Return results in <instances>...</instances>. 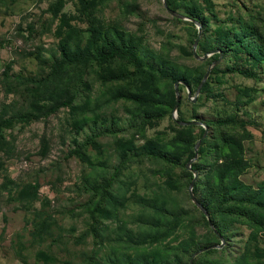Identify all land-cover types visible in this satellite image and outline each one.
<instances>
[{
	"label": "rangeland",
	"instance_id": "rangeland-1",
	"mask_svg": "<svg viewBox=\"0 0 264 264\" xmlns=\"http://www.w3.org/2000/svg\"><path fill=\"white\" fill-rule=\"evenodd\" d=\"M60 1L0 0V264H189L220 243L189 195L204 127L175 125L170 79L125 56L96 60L114 48L191 96L221 51L195 103L178 88L176 117L209 127L194 194L224 239L194 264H264V201L220 206L214 171L220 153L235 156L229 137L248 162L237 179L264 187V0H169L202 21L204 61L196 26L163 0ZM237 179L226 182L236 202Z\"/></svg>",
	"mask_w": 264,
	"mask_h": 264
},
{
	"label": "trees",
	"instance_id": "trees-1",
	"mask_svg": "<svg viewBox=\"0 0 264 264\" xmlns=\"http://www.w3.org/2000/svg\"><path fill=\"white\" fill-rule=\"evenodd\" d=\"M62 1L63 0H61L60 3ZM167 5H168L169 9L177 11V8H176L177 6H176L175 2H171V1L167 0ZM186 17L193 19V20H196L197 22L200 23V25H202V21L199 18H197L193 13H191V12L187 13ZM174 19L176 21H181L178 18H174ZM241 44H242V42H238L236 44V46L238 47L237 48L238 50L240 49ZM63 51L65 52V48H63ZM214 51H219V50H213V51H211V53ZM215 54L217 55V57L219 56L218 52H215ZM254 54L252 57H254ZM64 55H66V52ZM119 55L127 57L136 67V72L145 71V73H147V74L149 73L148 75L153 76L154 78L170 79V81L173 82V84L177 81L176 77H174V76L171 77L165 70H163L161 68L153 67V66L148 65L145 62H143L142 58L140 56H138L136 54V52L133 51L132 49L114 48V49L108 51V53L98 52L97 56H96V60L100 61L101 63H106V62L112 61L113 59H115V57H117ZM262 55H263L262 52L260 54H258L259 58H258V60H256V62L258 64H262L264 62ZM254 60L255 59H253V61ZM59 70H61V67H57V71H59ZM179 87H181V86H179ZM184 88H185V86H184ZM201 90H202V88H201ZM190 91H191V89H190ZM200 93H201V91H200ZM179 104H180V102H179ZM170 105H171V107H173L175 105V98H174L173 94H172V99L170 101ZM53 111H55V110L53 109ZM177 121L186 122V121L179 120V118H177ZM174 123H175V125L178 126V128L185 129V130H188L189 128H191L193 126V125H178L175 121H174ZM217 125H226V124L220 123ZM224 139H226L224 141L225 150L234 148L236 152H235V156L230 154V155H228V157L222 156V154L220 153L218 156V159H216L214 171H215V174H216L217 179H218V185H219V191H220L219 193L221 196L220 202H219L220 206L224 205L225 207H228V208H235L236 206H239V207H242L243 209L248 210V208L251 206L250 202H249V197H256L260 201H264V187L260 188L258 191H254L251 187L246 186L244 183H242L241 181H239L237 179V177H239V175H241L243 172H245L246 169L248 168V162L243 157L244 146L239 142H234V141L230 142L229 137H226ZM205 140H204V142H205ZM204 142H203V144H204ZM156 156L169 160V158H167L166 154L163 152L156 153ZM192 169H194L193 166H192ZM232 177H235L237 179L236 184L238 186H240L239 192L241 191L242 194L244 195L243 201L239 200L238 202H236L235 200H233L231 198L232 192H229V193L226 192V190L229 188L226 185V182L231 180ZM192 180H193V178H192ZM201 203L207 209V205L203 202H201ZM218 209H219V205H218ZM239 215L241 217H244L247 219V221L249 223V225H248L249 227H253L252 222H256V220H254L255 219L254 217L251 220L252 216L245 215V214H239ZM203 216H204V214H203ZM203 219H206L205 216L203 217ZM210 220H211L212 224H214L213 226H214L215 230L217 231V233L222 236L223 233H222V230L220 229V224H218V222H217L218 220L216 219V217L212 216V217H210ZM252 230L258 232V231H260V228H257V229L252 228ZM213 236L215 238H218L217 235H215V234H213ZM209 251L212 253L218 252V250H209Z\"/></svg>",
	"mask_w": 264,
	"mask_h": 264
},
{
	"label": "water",
	"instance_id": "water-1",
	"mask_svg": "<svg viewBox=\"0 0 264 264\" xmlns=\"http://www.w3.org/2000/svg\"><path fill=\"white\" fill-rule=\"evenodd\" d=\"M163 6L165 8V10L167 11V13L172 17V18H178L180 20H183V21H187V22H190L192 24H194L198 30V33H197V38L195 39L194 43H193V56L198 59V60H201V61H204L206 60L209 56L208 55H205L204 57H199L196 55V47L198 45V42H199V38H200V35H201V30H200V23L197 22L196 20H193V19H190L188 17H186L185 15L177 12V11H174V10H171L169 9L168 5H167V0H163ZM215 52H218L219 53V59L216 60L211 66H209L205 72V74L203 75V78L202 80L200 81L195 93H194V96H191V91H190V87L188 85H186L183 81L181 80H177L175 83H174V93H175V105H174V114H173V121H175L178 125H201L204 127L205 131H204V134L202 135V137L197 141V143L195 144V158L193 160H191L188 165H187V168L189 170H191L193 173H194V176H193V180L190 184V187H189V195H190V198L191 200L193 201V203L199 208V210L204 214L207 222H208V226L209 228L213 231V233L215 235H217V237L219 238L220 240V243L218 245H214V246H209V247H205V248H202L200 250H198L197 252H195L192 257L190 258L189 260V264H194V258L205 252V251H209V250H220L223 248L224 246V239L222 238L221 235H219L217 233V231L215 230L211 220H210V217H209V212L208 210L202 205V203L198 200V198L195 196L194 194V187H195V184L198 180V172L194 169H192V163H194L198 157H199V149L200 147L202 146L204 140L207 138V135H208V131H209V127L206 123H203V122H200V121H189V122H180V121H177V117H176V112H177V108L179 106V102H180V94H179V91H178V87L180 85H183L185 86L186 88V91H187V99L189 101H191L192 103H195L196 100H197V96L200 94V91H201V88L202 86L204 85V83L206 82V80L208 79L209 75H210V72L212 70V68L217 65L220 61V58H221V52L220 51H214L212 52L211 54L215 53ZM210 54V55H211Z\"/></svg>",
	"mask_w": 264,
	"mask_h": 264
}]
</instances>
